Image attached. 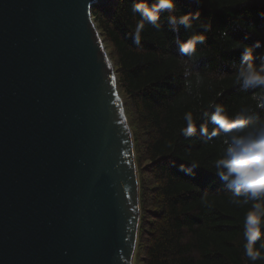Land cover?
Instances as JSON below:
<instances>
[{
  "label": "water",
  "instance_id": "95a60500",
  "mask_svg": "<svg viewBox=\"0 0 264 264\" xmlns=\"http://www.w3.org/2000/svg\"><path fill=\"white\" fill-rule=\"evenodd\" d=\"M0 0V264H134L133 133L92 15Z\"/></svg>",
  "mask_w": 264,
  "mask_h": 264
},
{
  "label": "trees",
  "instance_id": "16d2710c",
  "mask_svg": "<svg viewBox=\"0 0 264 264\" xmlns=\"http://www.w3.org/2000/svg\"><path fill=\"white\" fill-rule=\"evenodd\" d=\"M134 2L111 0L93 6L92 15L103 41L113 47L117 85L129 101L124 107L140 180L136 251L143 264H264V230L254 245L260 258L252 261L245 254L243 220L250 204L232 203L231 191L215 175L223 137L208 138L218 129L204 115L210 103H218L229 115L252 107L264 117L253 99L264 90L235 83L243 52L239 43L260 40L255 53H264V0H176L174 10L161 14L160 30L145 24L140 45L132 38L141 22L131 11ZM197 10L212 29L187 58L179 53L177 39L202 31L199 22L193 30L174 32L168 17ZM188 112L197 129L192 137L181 133ZM181 164L197 167L188 175Z\"/></svg>",
  "mask_w": 264,
  "mask_h": 264
},
{
  "label": "clouds",
  "instance_id": "9594fccd",
  "mask_svg": "<svg viewBox=\"0 0 264 264\" xmlns=\"http://www.w3.org/2000/svg\"><path fill=\"white\" fill-rule=\"evenodd\" d=\"M194 2L199 4L201 0ZM175 7L176 0H153L152 3L135 0L131 11L140 16L141 22L133 33V43L141 44V32L145 24L160 30L161 14L171 12ZM194 21L199 22L202 31L194 33L183 42L177 39L179 53L187 58L196 54L198 44H204L205 33L211 31L212 22L202 21L198 10L168 17V23L174 32H178L180 27L185 31L193 30ZM238 47H242L243 52L235 83L246 90H264V53L258 56L255 53V49L261 47V41L257 40L254 44L240 42ZM257 59L259 63L256 62ZM253 99L257 102V107L264 108V92L255 95ZM208 107L210 112H205L204 115L218 129V132L214 131L208 138L219 135L223 137L224 143L222 153L214 162L215 175L231 191L232 203L250 204L243 220V236L246 241L244 249L246 256L256 261L260 258V253L254 245L264 230V117L259 116L252 107H243L232 115L228 114L223 104L210 103ZM184 120L186 126L181 129V133L185 137H192L197 131L192 113H185ZM200 132L201 135H207L203 127ZM195 167L197 165L194 164L188 167L180 165V169L188 175L193 174Z\"/></svg>",
  "mask_w": 264,
  "mask_h": 264
},
{
  "label": "rangeland",
  "instance_id": "374dc122",
  "mask_svg": "<svg viewBox=\"0 0 264 264\" xmlns=\"http://www.w3.org/2000/svg\"><path fill=\"white\" fill-rule=\"evenodd\" d=\"M103 38H104V36H103ZM104 45H105L106 49L108 50L107 52H108V54H110V57L112 58V61H113V59L115 60L114 54H113V47L111 46V43L106 42L104 40ZM118 88H119L120 94L122 95L124 101H126V103H129L128 99L126 98V94L123 91V89H122V87H121L119 82H118ZM140 258H141L140 257V253L137 250L136 253H135L134 264H143V261Z\"/></svg>",
  "mask_w": 264,
  "mask_h": 264
},
{
  "label": "bare ground",
  "instance_id": "6f19581e",
  "mask_svg": "<svg viewBox=\"0 0 264 264\" xmlns=\"http://www.w3.org/2000/svg\"><path fill=\"white\" fill-rule=\"evenodd\" d=\"M232 99V98H231Z\"/></svg>",
  "mask_w": 264,
  "mask_h": 264
}]
</instances>
